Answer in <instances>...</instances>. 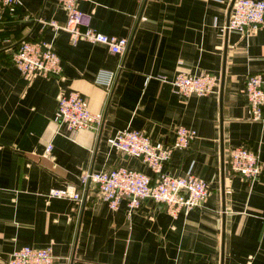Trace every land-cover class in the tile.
I'll list each match as a JSON object with an SVG mask.
<instances>
[{"label": "crops", "instance_id": "obj_1", "mask_svg": "<svg viewBox=\"0 0 264 264\" xmlns=\"http://www.w3.org/2000/svg\"><path fill=\"white\" fill-rule=\"evenodd\" d=\"M230 0H81L98 31L128 37L123 54L57 32V0H20L0 13V264L24 245L49 246L56 264H264V121L250 118L245 78L264 76V24L248 34L226 32ZM51 40L61 58L58 75L24 76L12 61L20 39ZM119 67L111 91L95 78ZM218 77L209 94L181 95L178 73ZM160 75L164 77H160ZM77 90L93 111L96 129L73 137L58 126V95ZM194 128L184 148H174L165 170L207 182L200 204L175 217L150 199L112 208L90 187L81 201L49 196L52 187L78 183L83 169L124 165L153 175L140 159L109 145L119 129L144 128L171 142L175 127ZM51 143L48 154L45 147ZM246 144L261 161L248 181L229 169L230 149Z\"/></svg>", "mask_w": 264, "mask_h": 264}, {"label": "built area", "instance_id": "obj_2", "mask_svg": "<svg viewBox=\"0 0 264 264\" xmlns=\"http://www.w3.org/2000/svg\"><path fill=\"white\" fill-rule=\"evenodd\" d=\"M66 10L63 24L54 19H37L49 24L55 32L64 29L69 32L71 42L79 38L108 46L111 52L123 54L128 37L107 34L98 31L89 24L88 16L79 7L81 0H57ZM20 0H0V11L13 10ZM264 24V0H234L228 23V30L248 34ZM12 61L20 72L28 77L35 73L58 75L62 70L61 58L51 40L24 37L13 47ZM119 62L113 69H100L95 81L101 84L107 93L111 91ZM160 77H164L160 75ZM172 85L181 95H205L213 92L218 77L210 72L178 73L172 79ZM245 94L250 109V118L264 121V76L261 72H252L245 78ZM55 120L65 132L73 137L80 128L98 129L103 120L102 111L89 108L87 99L77 90L62 92L58 95ZM195 129L177 125L171 142L154 140L144 128L125 127L107 137L109 145L140 159L149 167L153 175L145 171L118 165L110 169H83L78 183H67L61 187H52L49 196L65 197L81 201L83 194L92 187L95 194L115 208L122 198H127L129 208L138 207L142 200L150 199L164 204L167 212L175 217L182 210H188L203 202L208 194L207 182L191 173L173 175L165 170L174 148L186 147L195 136ZM51 143L45 147V153L51 150ZM261 161L257 151L242 143L230 149L229 169L253 181L258 176ZM5 264H56L49 246L33 247L24 245L12 251Z\"/></svg>", "mask_w": 264, "mask_h": 264}, {"label": "water", "instance_id": "obj_3", "mask_svg": "<svg viewBox=\"0 0 264 264\" xmlns=\"http://www.w3.org/2000/svg\"><path fill=\"white\" fill-rule=\"evenodd\" d=\"M233 1L234 0H230V3H229V7H228V11H227V20H226V25L228 23V19H229V15H230V10H231V7H232V4H233ZM228 31L227 27H226V32Z\"/></svg>", "mask_w": 264, "mask_h": 264}, {"label": "trees", "instance_id": "obj_4", "mask_svg": "<svg viewBox=\"0 0 264 264\" xmlns=\"http://www.w3.org/2000/svg\"><path fill=\"white\" fill-rule=\"evenodd\" d=\"M15 9H16V7L13 8V10H9L8 8H4L2 11H0V13L3 15V13H5L6 11H12L13 12Z\"/></svg>", "mask_w": 264, "mask_h": 264}]
</instances>
